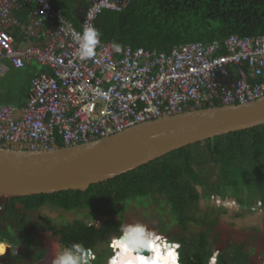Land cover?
<instances>
[{"label":"trees","instance_id":"16d2710c","mask_svg":"<svg viewBox=\"0 0 264 264\" xmlns=\"http://www.w3.org/2000/svg\"><path fill=\"white\" fill-rule=\"evenodd\" d=\"M52 3L79 27L85 0ZM29 12L21 3L14 15L26 22ZM94 26L104 41L169 52L188 42L207 44L231 34H264V0H129L120 11L102 10ZM17 30L13 36L18 40ZM228 68L235 74V66ZM243 68L248 72L246 63ZM25 102L20 100L18 106ZM151 203L161 221L159 232L180 228L169 238L181 246L180 264H210L221 237L216 226L230 204V217L249 223L251 214L264 222V123L177 148L85 190L0 198V242L26 248L36 262L46 250L34 234L51 231L60 246L82 243L96 253L92 263L106 264L110 249L99 245L119 237L130 205ZM33 213L38 214L36 219ZM98 217L103 218L98 227L88 225ZM260 228L254 226L247 240L229 239L215 254L217 264H249L255 251L251 239L264 237V227ZM7 247L0 244V251ZM261 253L264 256V250Z\"/></svg>","mask_w":264,"mask_h":264},{"label":"built area","instance_id":"2783aa9c","mask_svg":"<svg viewBox=\"0 0 264 264\" xmlns=\"http://www.w3.org/2000/svg\"><path fill=\"white\" fill-rule=\"evenodd\" d=\"M85 1L87 8L77 27L52 0H0V75L8 63L14 68L33 63L46 68L30 78L24 105H0V147H68L189 109L264 96V34H231L207 44L188 42L169 52L128 44H119L117 52L113 42L100 38L96 55L82 61L74 33L82 31L85 21L94 25L102 10L120 11L129 0ZM21 3L30 9L26 22L14 15ZM14 30L21 36L18 40ZM229 66L236 67L235 74ZM222 68L229 74L220 82L217 72ZM102 219L88 225L99 226ZM115 238L109 242L114 252ZM43 247L47 253L39 264H52L59 248L57 237L47 239ZM257 249L249 264H264V239L258 240Z\"/></svg>","mask_w":264,"mask_h":264},{"label":"water","instance_id":"95a60500","mask_svg":"<svg viewBox=\"0 0 264 264\" xmlns=\"http://www.w3.org/2000/svg\"><path fill=\"white\" fill-rule=\"evenodd\" d=\"M228 74L229 70L222 68L217 79L223 82ZM263 123L261 96L244 103L189 109L147 120L68 147H0V198L85 190L177 148ZM222 225L220 222L216 230L222 231Z\"/></svg>","mask_w":264,"mask_h":264},{"label":"clouds","instance_id":"9594fccd","mask_svg":"<svg viewBox=\"0 0 264 264\" xmlns=\"http://www.w3.org/2000/svg\"><path fill=\"white\" fill-rule=\"evenodd\" d=\"M89 18H91V16ZM101 35L102 33L100 30L94 25L87 23V21L84 22L81 32L74 33V39L77 44L76 53L80 60H88L96 55V48L100 44ZM112 47L115 51H120V45L118 43L113 42ZM227 214L229 216L231 214L229 209ZM247 218L251 221L248 225L246 219L239 217L235 218V220L241 219V223H235L236 225H234L232 229L242 232L240 231L242 224L247 227H254L256 225L261 227V218L257 219L251 214H248ZM162 237L141 221L125 223L120 227L119 237H116V239L113 240V246L118 249V252L115 255V252L109 246L112 255L107 258L106 263L109 261V264H180V253L178 251L181 247L180 244L172 242L167 238L164 239V235H162ZM247 238L248 237H245L241 240H246ZM48 239H52V237ZM262 239H264V237L259 240ZM217 248H220L219 243L216 246V251L213 257L210 259V264H217V258L215 256V254L218 255ZM44 249L47 250L46 248ZM144 253L150 254L144 255ZM94 258L91 249L85 248L82 243L73 242L70 245L61 246L59 243V248L52 259V264H89L90 259ZM37 261L36 263L34 262V264H39L41 258L38 262ZM90 264H92V262Z\"/></svg>","mask_w":264,"mask_h":264},{"label":"rangeland","instance_id":"374dc122","mask_svg":"<svg viewBox=\"0 0 264 264\" xmlns=\"http://www.w3.org/2000/svg\"><path fill=\"white\" fill-rule=\"evenodd\" d=\"M201 204L202 203H200V205ZM154 207H155V205L152 204V203L149 204L148 206H143V207H135L134 205H130L128 207V210L125 211L124 224L125 223H132V221H134V222L135 221H141V222L147 224L153 231H155V230L158 231V228H159V225L161 224V221H160V219L157 216L154 215V212H155L154 211ZM31 216H32V219H36L38 214L37 213H33ZM219 221L222 222V224H223L221 226V228H223V230L220 231L221 232V237H220V240L218 242L219 245H220V248H217L218 252L222 251L223 245L227 244L229 239L241 240V239H243L245 237H248L247 239H249L250 237L252 238V236L254 234L253 231H252L253 226L247 227L244 224H242L241 228H240V231H242V232H239L237 230L234 231L232 229V227H233L232 225H236L235 223H238V224L241 223V219L235 220V218H231L228 214L227 215H222L220 217ZM220 222H219V224H220ZM250 222L251 221H249V223H247V225L250 224ZM219 224H217L216 227H219ZM263 227H264V222L261 220V228H263ZM179 229L180 228H178L176 226H172L171 228H168L166 233H162V235H164L165 238H167L169 240L171 235H173L174 233H177L179 231ZM244 231H246V232H244ZM189 232H192V231H189ZM159 233H161V232H159ZM230 233H231V235H229ZM261 238H262L261 235H257L256 239H251V240H253L254 244L256 245L255 246L256 249L258 248V240L261 239ZM99 246L103 247V248H106V246L109 247L108 243H107V245L101 244ZM257 250H259V249H257ZM7 252H8V250H7ZM117 252H118V249H117ZM110 253L112 255V251L111 250H110ZM93 254H94V251H93ZM95 255H96V253H95ZM144 255H146V253H144ZM104 262H105V260L102 261V263H104ZM92 264H94V263H92Z\"/></svg>","mask_w":264,"mask_h":264},{"label":"crops","instance_id":"0c3cea01","mask_svg":"<svg viewBox=\"0 0 264 264\" xmlns=\"http://www.w3.org/2000/svg\"><path fill=\"white\" fill-rule=\"evenodd\" d=\"M41 70H44L43 67L35 63L29 64L22 68H14L8 63L5 73L0 75V105L7 103L18 106L20 100H26L29 80L31 77L38 74ZM2 243H5L8 246V252L0 253V264H14L12 260L16 257L15 255L17 253L22 254L21 248H14L6 241L0 242V244ZM11 252L13 254V258L11 257L9 263L8 261L4 262L5 260H8V258H10L9 254ZM25 263L27 264V262Z\"/></svg>","mask_w":264,"mask_h":264},{"label":"flooded vegetation","instance_id":"af4514ba","mask_svg":"<svg viewBox=\"0 0 264 264\" xmlns=\"http://www.w3.org/2000/svg\"><path fill=\"white\" fill-rule=\"evenodd\" d=\"M232 215V211H231V214H230V216ZM232 218V217H231ZM233 227H234V225H232ZM46 232H50V234L52 235V236H50V237H57V239H58V242H59V238H58V236L57 235H53V233L51 232V231H42V232H36L35 234H34V240L35 241H39L40 243H41V245H42V247L44 246V243L47 241V239H48V237H47V235H46ZM38 235H40L39 236V238L37 237ZM7 250H8V247L5 249V250H2V251H0V253H7ZM21 251H22V254H14L16 257L15 258H13L12 256H10V258H8V260H5L4 262H6V261H8V263L10 262V259H11V257L13 258V262H14V264H19V263H22V264H26L25 262L27 261V264H34V262H33V260H32V256H29L27 253H26V248H24V247H21ZM31 253H33V251H31ZM46 253H47V250H46V252H45V254H44V256L46 255ZM26 255V256H25ZM24 256V257H23ZM44 256L41 258V260L44 258ZM40 260V259H39ZM38 260V261H39ZM37 261V262H38ZM109 262V261H108ZM36 263V262H35ZM107 264V263H106Z\"/></svg>","mask_w":264,"mask_h":264},{"label":"bare ground","instance_id":"6f19581e","mask_svg":"<svg viewBox=\"0 0 264 264\" xmlns=\"http://www.w3.org/2000/svg\"><path fill=\"white\" fill-rule=\"evenodd\" d=\"M132 222H134V221H132ZM149 228H150V227H149ZM155 232H156L158 235H160V236L162 237L161 233H159V232L156 231V230H155ZM162 238H163V237H162ZM219 246H220V245H219ZM114 248H115V247H114ZM53 252H54L53 249H51V253H52V254H53ZM115 253L117 254V250H116V248H115ZM116 254H115V255H116ZM115 255H114V256H115ZM146 255H149V254H146Z\"/></svg>","mask_w":264,"mask_h":264}]
</instances>
